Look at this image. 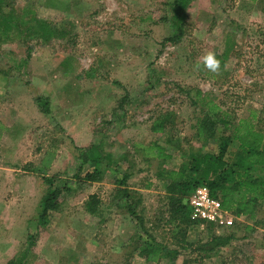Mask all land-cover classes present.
Segmentation results:
<instances>
[{"label": "rangeland", "instance_id": "1", "mask_svg": "<svg viewBox=\"0 0 264 264\" xmlns=\"http://www.w3.org/2000/svg\"><path fill=\"white\" fill-rule=\"evenodd\" d=\"M175 1L3 0V11L26 28L0 29V264H264V228L249 218L232 228L195 220L184 236L175 234L168 188L155 174L165 161L148 163L135 151V143L157 140L175 165L186 157L172 136L189 153L216 151L221 127L214 141L195 136L207 100L233 120L257 113L264 130V0H183L182 30ZM208 51L222 62L219 75L203 67ZM38 98L49 99V113ZM169 111L180 124L152 131ZM226 148L229 156L236 145ZM125 168L128 197L114 182ZM95 169L99 180H87ZM55 190L59 205L53 200L44 213ZM182 193L173 195L190 194ZM144 227L179 252L175 262L146 260ZM232 230L230 244L200 249L212 233Z\"/></svg>", "mask_w": 264, "mask_h": 264}, {"label": "trees", "instance_id": "2", "mask_svg": "<svg viewBox=\"0 0 264 264\" xmlns=\"http://www.w3.org/2000/svg\"><path fill=\"white\" fill-rule=\"evenodd\" d=\"M2 2L3 0H0V29L2 33L6 35L11 30L22 31L25 29L26 27L22 20L14 19L12 11H3ZM183 2V0H176L173 5L176 11L175 25L179 30H182L179 20L182 17L180 12ZM181 36L182 33H179L173 39H179ZM37 101L41 103L42 110L49 113V99L38 98ZM202 110L203 116L199 119L197 118L195 126L196 138L200 142L214 141V135L217 134V130L220 127L222 136L217 137L218 146L216 151L192 150L188 155V162L186 164H183L178 170H169L165 174V176L172 179V183L168 185V221L174 226L173 232L176 234L181 231L184 236L187 228L195 222L191 218L190 210L184 203V200L193 193L196 187L201 185L208 186L212 195L221 199L224 208L231 210L236 215L249 218L255 225L262 224L264 228V217L258 218V214L264 209V130L259 125L257 113L233 120L226 110L209 100L206 101L205 109ZM175 120L176 118L173 113H163L155 120L153 130L162 132L167 127L172 128L174 127ZM226 132H230V134L225 136ZM229 141H232L236 145V150L235 153L230 152L229 156H227L228 150L226 146L229 144ZM150 150L152 151L151 156L154 158L162 160L169 158V155L165 152V148L156 143L152 144ZM106 156L109 163H111L109 155ZM103 158L104 156L100 154L93 160L98 166ZM51 160V156H48V159L44 160V165L49 166ZM160 170L163 172L165 168L160 166ZM189 170H191L190 173ZM100 173L99 170L95 169L86 178L87 180H99V177H101ZM117 174L119 177H115V181L120 186L125 185L127 179L131 176L129 172H118ZM186 176H190L192 179L186 181ZM176 189H181L184 194H190L185 195L183 198L179 196L174 197L173 192ZM118 191L126 194V197L130 195L126 188H119ZM60 195L61 193L57 190L49 195L45 200V205H42L44 213H47L53 200L56 201L52 204L54 208L59 205L57 198ZM95 199H97V195L92 194L86 201V208L92 213H94L96 205H98V201H94ZM128 209L137 220V223L145 226L143 216L138 215L135 207L132 208L130 206ZM43 217L44 215L41 216V218ZM246 228L250 229L252 227L247 225ZM140 232L139 240L145 246L142 248V252L144 251L146 254V260L156 261L162 258H170L175 262L179 253L177 250L170 249L157 241L153 234L145 227ZM235 238L236 235L233 230L225 234L212 233L211 238L200 249L206 251L215 250L230 244Z\"/></svg>", "mask_w": 264, "mask_h": 264}, {"label": "built area", "instance_id": "3", "mask_svg": "<svg viewBox=\"0 0 264 264\" xmlns=\"http://www.w3.org/2000/svg\"><path fill=\"white\" fill-rule=\"evenodd\" d=\"M184 203L190 210L191 218L199 221L201 225L231 228L244 219V216L224 208L221 199L213 196L206 185L196 187Z\"/></svg>", "mask_w": 264, "mask_h": 264}, {"label": "crops", "instance_id": "4", "mask_svg": "<svg viewBox=\"0 0 264 264\" xmlns=\"http://www.w3.org/2000/svg\"><path fill=\"white\" fill-rule=\"evenodd\" d=\"M169 112H171V113H173V115H174V117H176V113L174 112V111H169ZM166 113V112H165ZM178 122H176V121H174V127H172V128H175V126H176V124H177ZM179 125V124H178ZM177 125V126H178ZM195 126H196V124H195ZM153 127H154V123H153V125H152V131H154V132H158V131H155V130H153ZM168 128H170V127H167L164 131H162V132H165ZM175 138L173 139V136L172 137H170L169 139H168V142L169 143H173V142H177V144L175 145V147H177V148H180V149H177L178 151H182V155L184 156V157H186V159H182L179 163H176L175 165H173V164H169L168 163V161L169 160H172V159H174V154L171 152V151H169L168 149H167V147H164L163 145H161L160 143H158V141L157 140H154V141H151L150 143H148L147 145H143L142 143H135L136 144V146H135V151H140V150H142V152H141V154H142V158H143V160H147V162L148 163H150V161L151 160H153V159H157V158H154V157H152L151 156V153H152V151L150 150V147L152 146V144L153 143H156V144H158V145H160V146H162V147H164L165 148V152H166V154L167 155H169V158H166V160H162V161H165L164 163H163V165L161 166L162 168H165V171H161L160 170V168H159V170H157L156 171V179L158 180V181H160V183L164 186V187H166V188H168V185H170L171 183H172V179L171 178H169L168 176H165V174L167 173V172H169V170H178L183 164H186V162H188V155H189V151L187 150V149H183V147H182V144L178 141V140H175ZM185 142H187L186 140H185ZM134 144V145H135ZM154 151H156V150H154ZM178 153L179 155H181V153ZM122 158H123V162L125 161V158H126V156L125 155H122ZM133 164H134V161L132 162ZM123 164V163H122ZM99 166V165H98ZM130 167H128V169H129ZM131 169V168H130ZM190 171L191 170H189V173H190ZM124 172H129L130 173V171H126V168H125V170H124ZM189 173H187V175H189ZM170 174V173H169ZM192 174V173H191ZM132 176V175H131ZM171 177V176H170ZM156 179H154V182L156 181ZM192 179V177H190V176H186V181H190ZM115 183H116V181H114ZM114 183V184H115ZM155 184H156V182L155 183H151V182H149L146 186H147V188H150V187H155ZM129 186V185H128ZM115 188H117V190L116 191H118V189L119 188H122V189H125V188H132L131 186L130 187H127V186H125V185H123V186H120L118 183L117 184H115ZM132 190V189H131ZM141 191V190H139V189H135V191L136 192H138V191ZM166 193L168 194V189H167V191H166ZM135 194V193H134ZM139 194V193H138ZM136 198H137V196H136ZM138 201V200H137ZM89 213H92V212H90V211H88ZM95 213V212H94ZM93 214V213H92ZM138 215H141L140 213H138ZM145 221V220H144Z\"/></svg>", "mask_w": 264, "mask_h": 264}, {"label": "clouds", "instance_id": "5", "mask_svg": "<svg viewBox=\"0 0 264 264\" xmlns=\"http://www.w3.org/2000/svg\"><path fill=\"white\" fill-rule=\"evenodd\" d=\"M202 64L205 69L209 72L219 75L221 71V60L217 58V53L214 51L206 52L202 57ZM197 69H199L200 65L197 64Z\"/></svg>", "mask_w": 264, "mask_h": 264}]
</instances>
